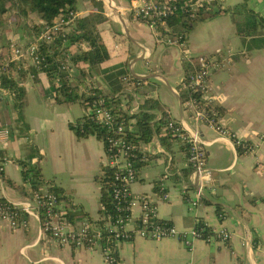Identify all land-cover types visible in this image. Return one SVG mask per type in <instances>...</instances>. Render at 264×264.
Returning <instances> with one entry per match:
<instances>
[{
	"label": "crops",
	"instance_id": "obj_1",
	"mask_svg": "<svg viewBox=\"0 0 264 264\" xmlns=\"http://www.w3.org/2000/svg\"><path fill=\"white\" fill-rule=\"evenodd\" d=\"M239 1L223 0L222 5L226 9ZM130 5L131 0L77 1L78 17L98 14L103 18L96 26L107 56L101 63L80 62L79 68H71V83L79 92L95 89L117 98L113 106L124 107L128 102L129 113L146 110L152 115L153 129L166 112L196 134L205 152L201 189L199 174L187 162L184 146L168 136L163 126L150 142L139 143L146 163L137 169L131 194L146 196L155 204L157 217L180 230L202 222L215 232H229L230 237L225 242L195 239L187 246L181 239L135 236L114 244L117 258L121 264H264V142L258 139L264 135V38L248 48L251 37L238 40L230 15L220 13L197 22L183 50L157 42L145 23L133 19ZM249 6L263 12L264 0H249ZM258 35H264V25L258 27L254 39L262 37ZM71 49L76 50L75 46ZM204 54L220 55L212 59L221 62L229 60L225 68L211 72V91L206 96L212 94L213 103L224 109L221 123L254 146L250 152L238 153L227 137L195 121L179 97L181 58ZM142 61L145 64H137ZM119 69L141 82H123L114 75ZM22 78L25 96L21 110L12 103L11 95L0 99V130H7L0 141V198L16 206H35V193L30 197L16 188L22 178L15 160L37 151L45 159L40 166L43 178L48 185L62 188L68 198L60 200V206L77 205L89 214L91 226L99 227L94 221L99 219L100 186L94 176L103 163V144L94 136L77 138L68 127L85 115V107L80 102L56 103L45 95L47 79L42 72L32 79ZM118 86L121 90L116 92ZM159 182L168 193L166 200L161 198ZM198 192L200 198L191 205L188 200H195ZM217 205L222 207V217L216 212ZM138 211L134 209V214ZM24 219V229L0 223V264H106L100 250L53 241L43 232L35 210ZM84 219L87 217L75 218L73 225Z\"/></svg>",
	"mask_w": 264,
	"mask_h": 264
},
{
	"label": "built area",
	"instance_id": "obj_2",
	"mask_svg": "<svg viewBox=\"0 0 264 264\" xmlns=\"http://www.w3.org/2000/svg\"><path fill=\"white\" fill-rule=\"evenodd\" d=\"M222 2L223 0H131L129 9L133 19L145 23L153 31L157 42L181 47L182 43L172 36L166 22L167 18L179 11L194 15L195 11L203 6L225 9ZM77 17V12H69L65 16L58 17L50 27L45 28L37 39L40 40L44 37L47 39L49 38L48 33L63 31L74 24ZM35 38L33 39L35 40ZM34 40L20 45L10 41L7 55L0 61V74L14 78L22 87L24 82L19 73L32 79L31 67L39 66L44 60V57L38 51V44ZM85 45L88 46L87 43ZM195 58L197 68L189 77V84L191 88L199 90L202 97L200 101L196 99L186 100L184 105L191 111V116L195 121H200V124H204L227 137L235 146H242L245 148L244 153L252 151L254 146L238 138L225 127L220 121L221 117L215 120L217 113L209 107V104H213L214 96L212 94L206 96L211 91L209 79L211 72L226 66L229 60L221 62L213 60L210 55L205 54L195 56ZM68 63L69 55H66L60 68L65 70ZM129 79L127 76H123L121 80L128 83ZM9 94L10 91L0 85V99ZM90 94L94 96V93L91 92ZM85 114L91 115L92 119L106 127V134L101 138L104 150L103 164L112 167L114 170L111 194L116 208L121 213L113 220H105L103 228L92 227L85 219L78 226H74L67 221L65 217L66 210L60 206L57 197L48 190H44L34 194V207H30V205H13L10 208L6 204H0V223L3 222L12 229H24L27 226L26 221L20 217L19 213H28L35 210L39 216L41 211L43 216L41 221L42 230L53 241L61 246L70 245L75 248L100 250L106 264H121L115 254V247L111 245L112 242L129 241L135 236L152 240L163 238L181 239L187 246H190L192 240L195 239L208 240L209 238L204 239L202 237L201 229L196 228V225L189 230H180L169 220L158 218L156 206L151 200L144 195L131 194L130 186L137 176V170L133 166L135 145L128 138V133L133 130L131 121L126 126L121 121L115 120L114 114L105 106L104 100L100 97L89 103L85 109ZM129 114L133 113L130 112ZM164 130L184 146L187 162L199 174L201 189L205 181L203 171L205 152L197 135L186 130L169 116L166 119ZM6 136L7 130L1 129L0 141L5 139ZM258 139L264 142V135H259ZM162 179L160 180L162 181ZM162 182H159L161 198L166 200L168 193L165 191ZM200 196L201 193L198 192L196 199L188 200L189 203L195 205ZM136 208L139 211L134 214ZM102 231H105L108 237L102 239ZM229 237V232L221 230L216 232L215 239L225 242L229 240Z\"/></svg>",
	"mask_w": 264,
	"mask_h": 264
},
{
	"label": "trees",
	"instance_id": "obj_3",
	"mask_svg": "<svg viewBox=\"0 0 264 264\" xmlns=\"http://www.w3.org/2000/svg\"><path fill=\"white\" fill-rule=\"evenodd\" d=\"M77 1L78 0H0V24L3 22L5 13L8 11L6 4L9 3L12 6V9L16 10L23 18L28 17L30 13H33L38 19V22L34 24V28L37 30V26L40 25L41 29L43 28V30H45V28L50 27L58 17L65 16L69 12H76ZM222 12L230 15L231 21L234 24L235 32L241 37L247 38L257 36L258 27L264 25V10L263 12L253 10L249 6V0H240L230 8L226 9H219L212 6L208 8L203 6L195 11L194 15L179 11L168 17L166 22L172 32V36L176 37L179 42L182 43L181 48L185 49L188 35L197 22L212 18ZM102 19L98 14L80 16L75 19L74 24H71L63 31L48 33L47 36L49 38L47 39L44 37L43 39L38 40L37 37L39 35L35 36L36 38L33 40L37 42L38 51L44 57V60L39 66L31 67V71L34 77H36L38 72L44 73L47 79V86L44 89V94L51 97L56 103L80 102L86 109L93 99L100 97L104 100L105 106H107L114 114L115 120L121 121L126 126H128L131 120H134V122L131 121L134 129L132 132L128 133V138L135 145L133 166L137 170L146 163L143 160L144 154L140 152L139 143L150 142L154 133H157L161 127L165 126L166 119L168 118L166 112L161 114L162 116L157 120L156 127L153 129V125L150 123L152 115L146 110L141 108L138 112L129 114L127 112V110H129L128 102L124 107H119L117 104L113 106V103L117 98L103 96L95 89L86 91L88 93L79 92L78 88L71 83L69 72L71 68H79L78 64L80 62L92 66L101 63L107 56L106 46L96 26V24ZM85 43L88 44V48ZM9 44L10 40H3L0 37V61L8 52ZM73 46L76 48L74 51L71 49ZM66 55H69V63L68 67L63 70L60 68V65ZM196 68L197 61L194 56L181 58L183 79L177 86V89L179 91V97L183 103L189 99H196L197 101L201 100L202 93L199 90L191 88L189 84V77L194 73ZM78 71L83 72V70L80 69H78ZM114 75L120 80L123 76H127L130 78L129 82H141L128 76L127 72L123 69H119ZM19 76L22 78V73H19ZM0 85L10 91L9 95L12 96V103L21 110L25 96L24 88L18 84L17 80L5 74H0ZM120 90L121 87L118 86L115 91L119 92ZM91 92L94 93V96L90 94ZM5 101H7V98ZM209 107L217 113L215 120L224 115V109L218 104H209ZM68 127L77 138L94 136L101 140L106 134V127L96 122L91 118V115L87 114L74 122H69ZM167 135L172 139H175L171 135ZM166 138L168 139V137H165V139ZM235 147L238 153H244L245 148L240 145ZM41 159L42 156L35 151L32 155L23 159L15 160L21 168L22 178V183L16 185V188L24 195L31 197L33 193H40L43 186L47 185L48 192L53 193L59 201L62 199L68 200V198L64 196V190L62 188L48 185L49 181H46L43 178L41 167L39 165ZM113 179V168L101 163L99 172L94 176V180L100 186L99 205L101 206L99 209V219L94 222L97 223L100 228H103L105 220H113L121 213V211L116 208L115 201L111 194ZM9 183L13 185L11 182ZM25 184L28 185V188L25 187ZM0 204H6L10 208L14 205L5 200L4 197L0 198ZM65 208V217L68 222L74 224L75 218L81 217H87V221L89 223L91 222L88 218L89 214L82 211L77 205L69 203V206ZM216 212L222 217L221 206H216ZM19 214L22 218H25L27 215L26 212H20ZM42 219L43 216L40 211V222ZM195 225L196 228L201 229L200 232L204 239H215L216 232L210 227L202 222H198V224ZM106 237H108V234L105 231H102V239ZM114 244L115 243L112 242L111 245L114 246Z\"/></svg>",
	"mask_w": 264,
	"mask_h": 264
},
{
	"label": "rangeland",
	"instance_id": "obj_4",
	"mask_svg": "<svg viewBox=\"0 0 264 264\" xmlns=\"http://www.w3.org/2000/svg\"><path fill=\"white\" fill-rule=\"evenodd\" d=\"M81 2L78 3L80 5ZM8 7V11L5 13V18L3 22L0 24V37L1 39H7L10 40L18 45L23 44L24 42H30L33 41V38L35 36L42 34L44 31L43 28L41 29L40 25H38V29L36 30L34 28V24L38 22L37 17L33 14L30 13L28 17H22L16 10L12 9V6L8 3L6 4ZM222 14L229 16L228 13L222 12ZM228 14V15H227ZM41 29V30H40ZM40 30V31H39ZM39 31V32H38ZM238 40H242L243 42L245 41V37H241L239 35H236ZM262 36V35H258ZM259 39H254V37L249 38V47L250 48L252 45H255L257 42H259L261 39L264 38V35L262 37H258ZM186 48V47H185ZM227 48L223 49L226 50ZM184 50V49H183ZM226 55V53L224 52ZM214 58L216 56L220 55H214L212 54ZM222 56V55H221ZM231 57V55H229ZM229 59L231 60V58ZM225 60V58H223ZM138 65L145 64V62H138ZM225 68V66H224ZM24 102V101H23ZM44 165L45 164V159L44 156L42 157L39 165Z\"/></svg>",
	"mask_w": 264,
	"mask_h": 264
},
{
	"label": "water",
	"instance_id": "obj_5",
	"mask_svg": "<svg viewBox=\"0 0 264 264\" xmlns=\"http://www.w3.org/2000/svg\"><path fill=\"white\" fill-rule=\"evenodd\" d=\"M199 123H201L200 121H198Z\"/></svg>",
	"mask_w": 264,
	"mask_h": 264
}]
</instances>
